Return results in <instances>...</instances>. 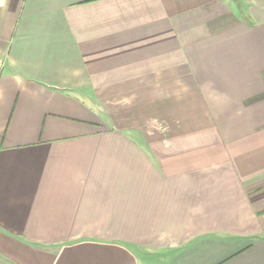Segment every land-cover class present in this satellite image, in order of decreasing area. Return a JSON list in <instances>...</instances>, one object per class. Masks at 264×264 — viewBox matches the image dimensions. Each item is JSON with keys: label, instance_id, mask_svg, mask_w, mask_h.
Masks as SVG:
<instances>
[{"label": "crops", "instance_id": "crops-1", "mask_svg": "<svg viewBox=\"0 0 264 264\" xmlns=\"http://www.w3.org/2000/svg\"><path fill=\"white\" fill-rule=\"evenodd\" d=\"M0 264H264V0H0Z\"/></svg>", "mask_w": 264, "mask_h": 264}]
</instances>
